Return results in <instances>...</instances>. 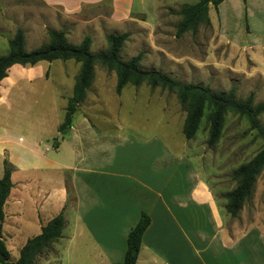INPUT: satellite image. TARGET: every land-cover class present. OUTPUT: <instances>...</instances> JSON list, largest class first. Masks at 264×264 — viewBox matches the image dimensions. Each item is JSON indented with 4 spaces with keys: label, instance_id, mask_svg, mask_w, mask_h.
I'll return each instance as SVG.
<instances>
[{
    "label": "rangeland",
    "instance_id": "rangeland-1",
    "mask_svg": "<svg viewBox=\"0 0 264 264\" xmlns=\"http://www.w3.org/2000/svg\"><path fill=\"white\" fill-rule=\"evenodd\" d=\"M197 1L133 0L130 13L123 11L109 20L106 4L84 6L74 14H67L40 0H0V55L7 53L8 41L17 29L23 32L26 50L48 43L50 30L63 31L71 44H79L88 35L92 52L107 49L109 33H127L119 53L122 60L141 54L142 69L158 70L182 83L199 84L213 91L233 89L240 99L251 94L254 103L264 101L262 0H223L217 10L210 5V25H200L195 32L177 37L176 28L181 20L178 11L182 5ZM79 68L80 64L72 59L10 67L0 81V133L5 131L12 141L23 138L20 145L30 150L33 140L48 136L49 140H42L41 146L51 148V135L63 120ZM116 80L114 70L101 64L94 66L92 83L73 115L74 123L86 119L87 137L100 147L112 143L120 134L163 137L166 148L175 156L183 153L194 160L201 177L225 210L224 194L237 184L232 173L264 149V132L260 134L245 117L228 111L219 139L208 146L206 109L195 135L186 139L182 133L185 110L174 92L142 83L127 84L118 94ZM259 120L264 127V113ZM53 137L62 140L59 134ZM54 150L51 149V154ZM68 203H72L70 194ZM226 216L229 238L255 227L264 240V168L237 215L231 217L226 212ZM21 235L28 236L23 237L24 241L31 238L30 223L24 225ZM8 251L10 260L18 258V248L11 247ZM50 256H57L53 248L39 255L36 264H42Z\"/></svg>",
    "mask_w": 264,
    "mask_h": 264
},
{
    "label": "crops",
    "instance_id": "crops-1",
    "mask_svg": "<svg viewBox=\"0 0 264 264\" xmlns=\"http://www.w3.org/2000/svg\"><path fill=\"white\" fill-rule=\"evenodd\" d=\"M40 1L67 14L106 4L111 20L130 13L133 0ZM84 121L72 119L61 142L53 137L56 130L51 148L41 146L48 136L33 140L30 150L20 145L23 138L0 133V177L4 158L13 165L1 227L7 250L25 244L26 223L33 237L62 211L65 225L52 244L57 256L42 264H121L127 235L144 213L150 223L135 264H264L260 231L250 227L229 238L226 211L187 154L175 156L158 135L120 134L100 147L88 139Z\"/></svg>",
    "mask_w": 264,
    "mask_h": 264
},
{
    "label": "trees",
    "instance_id": "trees-1",
    "mask_svg": "<svg viewBox=\"0 0 264 264\" xmlns=\"http://www.w3.org/2000/svg\"><path fill=\"white\" fill-rule=\"evenodd\" d=\"M223 0H198L193 4H184L178 11L181 20L176 28V36L184 33L195 32L200 25H210L208 9L211 5L217 10ZM127 33H109L106 36L108 47L103 52L90 50L91 39L84 36L79 44L67 42L64 32L61 30L49 31V42L39 47L26 50L24 47V35L21 29H17L13 37L8 41V51L0 55V81L6 76L8 69L14 65L33 66L41 61L51 62L54 60H74L80 64L72 88V94L67 100L62 122L58 125L59 135L64 136L71 124L73 115L85 99L87 90L92 80L94 66L101 64L116 73V93L127 85L138 86L147 83L151 88L160 87L174 92L181 106L185 110L182 124V133L186 139H191L197 129L203 112L208 109L206 121L208 123L207 145H214L220 137L223 127L224 115L232 111L239 116L245 117L250 127L257 129L263 134L264 127L261 125L259 115L264 113V101L254 103L253 96L249 94L244 99L237 98L234 90L213 91L209 88L194 84L182 83L158 70H147L140 67L141 54H137L128 60H122L119 56L122 44ZM3 173L0 177V264H36L39 255L49 253L52 244L62 234L65 225L63 212L60 211L41 227L39 234L27 239L19 250L16 260H10V253L1 239V227L4 220L3 206L12 187L11 173L13 165L3 159ZM264 168V149L257 152L252 159L239 166L232 173V179L237 182L235 188L224 194L226 212L235 217L243 203L250 197L256 176ZM70 199L73 201L74 197ZM150 223V218L142 214L137 224L129 231L126 239V250L121 264H135L140 248L141 237Z\"/></svg>",
    "mask_w": 264,
    "mask_h": 264
}]
</instances>
